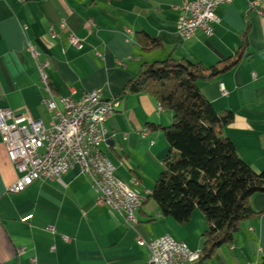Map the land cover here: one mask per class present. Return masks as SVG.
Segmentation results:
<instances>
[{
    "label": "crops",
    "instance_id": "1",
    "mask_svg": "<svg viewBox=\"0 0 264 264\" xmlns=\"http://www.w3.org/2000/svg\"><path fill=\"white\" fill-rule=\"evenodd\" d=\"M183 1L0 0V109L48 126L43 89L27 45L40 60L49 61L45 73L59 109L60 98L77 100L94 89L104 99H116L118 108L105 123L98 149L114 163V177L141 199L137 233L145 241L169 236L201 253V234L208 228L202 213L195 210L180 226L161 217L149 198L169 150L162 130L172 116L151 97L122 90L142 64L188 60L211 68L240 55L229 71L197 86L215 112L232 113L222 135L238 158L252 172H264V2L261 16L248 11L253 0L220 6L211 36L196 33L181 41L175 23ZM123 29L131 32L129 40ZM70 34L80 41V51L67 44ZM146 38L158 46L148 48ZM220 84L226 96L219 94ZM16 179L0 143V264H147L148 252L135 244L118 215L95 204L90 180L78 166L58 181L40 179L19 194L9 193ZM249 206L254 216L240 223L233 242L204 259L201 254L196 264H264V194L251 196ZM17 249L24 252L17 254Z\"/></svg>",
    "mask_w": 264,
    "mask_h": 264
},
{
    "label": "trees",
    "instance_id": "2",
    "mask_svg": "<svg viewBox=\"0 0 264 264\" xmlns=\"http://www.w3.org/2000/svg\"><path fill=\"white\" fill-rule=\"evenodd\" d=\"M147 46L152 49L158 43L147 39ZM239 60L237 55L211 68L188 60L142 64L122 90L151 97L172 116L170 126L162 130L169 150L149 198L161 217L180 226L195 210L202 213L208 228L201 234L199 261L201 254L204 259L233 242L240 223L254 216L250 197L264 194V172H252L222 135L232 113L215 112L197 86L229 71Z\"/></svg>",
    "mask_w": 264,
    "mask_h": 264
},
{
    "label": "built area",
    "instance_id": "3",
    "mask_svg": "<svg viewBox=\"0 0 264 264\" xmlns=\"http://www.w3.org/2000/svg\"><path fill=\"white\" fill-rule=\"evenodd\" d=\"M20 3L22 0H16ZM234 0H191L183 1L180 5V14L175 23V35L186 41L193 38L196 33L205 37L212 34V28L218 24V18L214 11L220 6L231 5ZM264 0H253L248 4V11L261 16L259 9ZM60 29H65L63 20L58 22ZM26 29L22 26V30ZM131 32L123 29L125 38H129ZM49 34L53 36L52 28ZM67 44L76 51H80L82 45L76 36L70 34ZM27 52L35 62L39 84L48 86L45 71L49 68L48 60H40L39 54L34 48L27 45ZM97 57L99 55L95 53ZM219 94L226 96V90L219 85ZM45 108L49 123L43 126L40 122L27 118L12 117L6 109H0V143L3 145L7 159L14 166L17 179L9 187L8 192L19 194L34 181L55 180L73 166H78L72 147V137H77L79 119H86L87 133L90 136L89 154H93V170L99 172L103 187L112 189V182H119L124 190L129 192V203H122L112 191V197H104L103 194H95V204L108 207L120 218L125 229L134 235L135 244L148 252L147 264H196L200 259V252L189 250L185 244L175 241L169 236H162L151 241H145L136 231L137 222L133 220V207H141V199L135 195L125 184L114 177L116 169L114 163L106 158L98 149L104 142L105 123L112 117L118 108L116 99H104L100 89H94L82 95L77 100L69 97L59 99L61 107L72 114V121H64L59 116V108L50 107L45 101V94L41 101ZM11 121L7 123V121ZM146 131L140 135L144 137ZM152 144V143H150ZM79 168V166H78ZM80 169V168H79ZM81 173L82 170L80 169ZM27 219H21L25 222ZM54 233L53 228H49ZM68 242L67 238H63ZM175 247H183V256L175 255ZM24 249H17V254H22ZM258 254H261L260 251Z\"/></svg>",
    "mask_w": 264,
    "mask_h": 264
},
{
    "label": "bare ground",
    "instance_id": "4",
    "mask_svg": "<svg viewBox=\"0 0 264 264\" xmlns=\"http://www.w3.org/2000/svg\"><path fill=\"white\" fill-rule=\"evenodd\" d=\"M131 33L129 34V38ZM129 38L127 40H129ZM45 101L50 107H57L53 99V95L49 86L44 87ZM59 116H62L64 121H72V114L66 111V107L59 109ZM90 136L87 133L86 119H79L77 126V137H72L73 153L77 165L82 170V174L89 178L96 194H103L104 197H112L113 193L118 196L122 203H129V192L123 189L119 182H112V189L110 187H103L101 175L99 172L93 170V154H89ZM140 207H133V220L136 222L135 214ZM175 255L183 256V247H175Z\"/></svg>",
    "mask_w": 264,
    "mask_h": 264
}]
</instances>
